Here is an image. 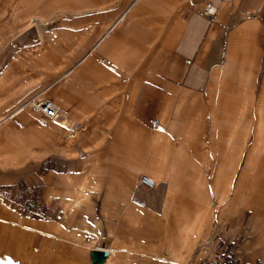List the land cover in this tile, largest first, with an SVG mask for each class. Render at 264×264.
<instances>
[{
	"label": "crops",
	"instance_id": "crops-1",
	"mask_svg": "<svg viewBox=\"0 0 264 264\" xmlns=\"http://www.w3.org/2000/svg\"><path fill=\"white\" fill-rule=\"evenodd\" d=\"M207 2L218 9L213 21L202 16ZM121 7L100 0V20L75 34L77 49L89 53L40 95L57 106V120L24 105L41 85L39 66L30 86L14 91L19 99L0 92V222L20 237L52 242L70 222L66 199L68 210L77 208L83 193L90 214L100 204L92 218L110 242L109 264L111 255H133L123 245L136 234V209V229L155 241V255L165 257L168 246L158 242L175 228L183 264L197 261L203 247L225 264H264V0H136L125 13ZM30 9L18 14L25 19ZM99 56L112 57L119 70L98 66ZM8 68L0 89L9 88ZM249 169L257 170L256 181ZM141 175L157 188L142 187ZM35 189L28 213L45 220L9 207L11 198L30 199ZM63 249L73 264L72 245Z\"/></svg>",
	"mask_w": 264,
	"mask_h": 264
},
{
	"label": "rangeland",
	"instance_id": "rangeland-1",
	"mask_svg": "<svg viewBox=\"0 0 264 264\" xmlns=\"http://www.w3.org/2000/svg\"><path fill=\"white\" fill-rule=\"evenodd\" d=\"M112 1L122 6L120 11L125 13L136 0ZM28 8H31L29 10L31 15L24 19L18 12ZM32 19L33 24L26 27ZM99 20L100 0L86 3L76 1L45 3L38 0L30 5L24 4L23 0H0V79L3 74L2 70L9 67V79H7L9 88L0 89V92L8 91V100L19 99L14 91L23 84L25 87L30 86L31 81L29 79L36 76L33 69L35 66L40 67L42 74H40L41 85L33 90L34 96L44 93L54 82L64 81L66 74L89 53V49L84 51L77 49L75 34L79 29L89 27L87 22H97ZM100 58L114 61L110 56H99L96 58L98 66L101 65ZM49 62L57 73L48 72ZM3 102L0 99V104ZM11 111L9 110V112ZM259 125L263 127V119L262 122H259ZM262 166V174H264V153H262ZM256 172V169H249L248 178L256 181ZM236 176H238V171H236ZM81 196L82 201L79 207H72L70 210H68L71 204L68 201L70 200L69 196L66 199V216L70 222L64 228V232L52 241L54 244L50 239L48 242L45 236L39 237V235H36L34 239L29 236L20 237L9 230V223L0 222V264H69L64 261L66 259L63 246L66 244L72 245L73 264H92V251L108 253L110 242L100 239V229L96 231L94 228L96 220L94 221L92 218V216L97 218L100 216V204L97 203L95 210L90 214V202L87 195L81 193ZM11 200L9 207L12 211H16L18 208L16 205L18 202L17 197L11 198ZM136 211L138 217L131 223V231H135L136 234L130 232V240H124L127 244L123 245L126 248V253L133 255H122L121 257L111 255L110 264L185 263L186 261L180 262L186 250L176 246L179 235L175 232V228L173 230L168 228V239L158 242L163 247L168 246V251L165 254L166 258L159 252L155 255V245H153L156 244L155 241L150 238H143L142 236H146V234H141L140 231L142 230L136 229L142 219L140 214L142 210L138 211L136 209ZM14 218L17 217L14 216ZM158 234L160 232L156 235L158 236ZM40 239L41 244L39 243ZM44 242H48L46 243L47 249H42ZM180 243L185 244L184 238H180ZM203 244L207 246L209 241L207 240ZM207 252L208 249L205 247L196 250L195 255H198L196 260L206 262L215 257H220L223 264H225L222 255L216 254L213 257H208L206 256ZM150 254H154L152 258H150Z\"/></svg>",
	"mask_w": 264,
	"mask_h": 264
},
{
	"label": "built area",
	"instance_id": "built-area-1",
	"mask_svg": "<svg viewBox=\"0 0 264 264\" xmlns=\"http://www.w3.org/2000/svg\"><path fill=\"white\" fill-rule=\"evenodd\" d=\"M217 12H218L217 7L213 3L207 2L205 3L204 8L202 10V16L208 21H213L217 17ZM99 62L104 66H106V68L112 73H116L118 71V66L114 64V62H112V60L110 59L101 58L99 59ZM24 105L28 106L33 112L41 114L49 120H57L59 118V109L57 108V106H55L52 102H50L46 98L40 97V95L30 98L27 102H25ZM138 182L142 187L148 190H152L158 186L156 180L146 175H141L138 179ZM131 203L140 208L146 207L145 201L137 198L132 199ZM16 205L19 208L20 202L18 201ZM187 264H223V262L220 257H215L214 259L206 262L194 261Z\"/></svg>",
	"mask_w": 264,
	"mask_h": 264
},
{
	"label": "trees",
	"instance_id": "trees-1",
	"mask_svg": "<svg viewBox=\"0 0 264 264\" xmlns=\"http://www.w3.org/2000/svg\"><path fill=\"white\" fill-rule=\"evenodd\" d=\"M38 197H39V190L35 189L30 199L29 198L27 199L26 197L25 199L21 201L19 200L20 207L18 208V213L23 217H30L33 219L45 220V218L40 217L36 215L35 213H31V212L28 213V211H32L36 207Z\"/></svg>",
	"mask_w": 264,
	"mask_h": 264
},
{
	"label": "water",
	"instance_id": "water-1",
	"mask_svg": "<svg viewBox=\"0 0 264 264\" xmlns=\"http://www.w3.org/2000/svg\"><path fill=\"white\" fill-rule=\"evenodd\" d=\"M91 257H92V264H101L105 261L107 257V253L92 251Z\"/></svg>",
	"mask_w": 264,
	"mask_h": 264
},
{
	"label": "bare ground",
	"instance_id": "bare-ground-1",
	"mask_svg": "<svg viewBox=\"0 0 264 264\" xmlns=\"http://www.w3.org/2000/svg\"><path fill=\"white\" fill-rule=\"evenodd\" d=\"M115 64V63H114ZM119 70V69H118ZM25 107V106H24ZM109 254H107V257H106V259H105V261H104V263L103 264H109Z\"/></svg>",
	"mask_w": 264,
	"mask_h": 264
}]
</instances>
